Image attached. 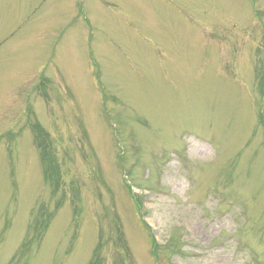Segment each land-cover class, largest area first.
Instances as JSON below:
<instances>
[{
  "label": "rangeland",
  "instance_id": "374dc122",
  "mask_svg": "<svg viewBox=\"0 0 264 264\" xmlns=\"http://www.w3.org/2000/svg\"><path fill=\"white\" fill-rule=\"evenodd\" d=\"M263 75L264 0H0V264H264Z\"/></svg>",
  "mask_w": 264,
  "mask_h": 264
},
{
  "label": "trees",
  "instance_id": "16d2710c",
  "mask_svg": "<svg viewBox=\"0 0 264 264\" xmlns=\"http://www.w3.org/2000/svg\"><path fill=\"white\" fill-rule=\"evenodd\" d=\"M263 77H264V75H263ZM35 132H36V137L38 135H40V133H41V131L39 129H36V128H35ZM37 146L41 149V152H42L43 158H41V159H42L43 169H44L46 178L57 189L59 186V173L54 171L53 170L54 167L50 165V162H52L53 159L49 155V149L46 148V146H42V142L37 143ZM32 227H33L34 232H35L34 237L35 238H41L42 233L47 229L48 224H46L43 219H41V220L34 219V223H33ZM147 227L150 230V227L148 226V224H147ZM149 235H150L151 244H152L151 252L155 258L156 264H160V262H159L160 254L164 250H167V252L174 253V254L181 253L183 251L182 246L176 247L175 246L176 242H174L173 240L172 241L167 240L164 245H160L157 242L156 238L153 236L152 231L149 233ZM100 252H101L100 244H98L94 249L95 255H94V258H92V260H91L92 264H94L95 261L97 262L100 260L99 259Z\"/></svg>",
  "mask_w": 264,
  "mask_h": 264
}]
</instances>
